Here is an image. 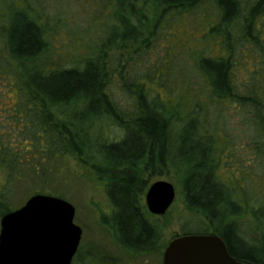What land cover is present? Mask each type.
I'll return each instance as SVG.
<instances>
[{"label":"trees","instance_id":"obj_1","mask_svg":"<svg viewBox=\"0 0 264 264\" xmlns=\"http://www.w3.org/2000/svg\"><path fill=\"white\" fill-rule=\"evenodd\" d=\"M204 1L106 0L115 21L101 44L63 65L40 15L43 3L0 0V219L18 209L21 189L29 188L27 196L51 195L45 189L65 179L61 162L71 159L103 185L111 209L97 222L115 246V253L78 247L71 264H134L163 254V227L143 195L151 177L171 171L184 213L196 222L182 225L176 236L218 235L230 256L264 264L263 219L237 192L242 162L231 139L216 135L202 104L212 100L234 109L264 164V0L246 9L240 0H215L218 22L192 57L205 99L188 92L173 102L149 99L146 83L133 81L128 89H135L138 111L129 112L108 93L112 58L147 44L168 15ZM112 128L120 131L118 139L110 138ZM221 169L233 174L227 184L219 179ZM247 218L254 223L251 241L239 226Z\"/></svg>","mask_w":264,"mask_h":264},{"label":"rangeland","instance_id":"obj_2","mask_svg":"<svg viewBox=\"0 0 264 264\" xmlns=\"http://www.w3.org/2000/svg\"><path fill=\"white\" fill-rule=\"evenodd\" d=\"M39 1L43 3L44 14L40 15L43 21L47 22L50 44L62 58L60 63L63 65L70 64L72 58L80 56L88 47H98L106 26L115 21L114 16L107 14L108 10L104 8L106 0ZM254 1L240 0L241 7L246 9ZM218 18L215 0H205L194 10L180 13L178 16L168 15L167 19L158 25L155 36L153 35L147 44L134 46L125 50L121 58L115 56L111 59L109 68L112 81L108 92L111 98L126 111H138L136 94L133 93L135 89H128L134 81L138 84L146 83L144 88L149 99L160 97L173 102L175 96L186 92L191 95L195 93L205 99L207 88L198 77L192 57L193 52L206 47V44L202 43V38L209 34L210 28L218 22ZM211 50L212 55H217L220 47L213 43ZM159 78L161 83L158 82ZM202 104L209 108L206 118L212 129L216 128L219 132L216 135L221 134L225 139L229 137L235 144L234 155L238 157L240 164L242 162L240 168L245 174L244 179L239 182L237 192L241 198L245 197L249 201L253 214L262 217L264 222V164L258 161L259 155L253 140L249 138L243 118L234 109L225 108L216 101L207 100ZM120 135L118 129L112 128L109 131L111 139H118ZM232 161L235 163V160ZM61 165L64 168L62 175L65 179L45 190L74 207L73 222L82 230L79 247L87 249L96 246L114 252L112 239L97 222L100 214L108 213L111 209L103 185L93 180L94 176L90 171L81 168L71 159L61 162ZM218 174L220 181L226 184L233 176L223 169ZM176 179V175L171 171H164L148 181V186L156 181H167L175 188V198L171 207L163 216H158V223L163 227L160 244L164 245V248L181 232L182 225L189 228L196 224L195 220L187 218L184 213L182 195L175 183ZM25 189L29 190L21 189L16 195L18 208L31 197L25 194ZM250 222L252 221L247 218L239 223L247 240L255 235V230L253 232L250 228ZM134 264H162V255L156 254L138 261L134 260Z\"/></svg>","mask_w":264,"mask_h":264},{"label":"water","instance_id":"obj_3","mask_svg":"<svg viewBox=\"0 0 264 264\" xmlns=\"http://www.w3.org/2000/svg\"><path fill=\"white\" fill-rule=\"evenodd\" d=\"M175 198L167 181L150 184L144 195L147 211L163 216ZM74 207L61 198L36 194L0 219V264H71L82 230L74 224ZM162 264H254L229 255L218 235H186L172 239Z\"/></svg>","mask_w":264,"mask_h":264}]
</instances>
